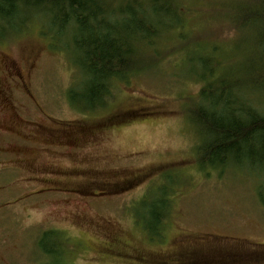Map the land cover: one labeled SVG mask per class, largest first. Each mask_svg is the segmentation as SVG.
<instances>
[{"label": "rangeland", "instance_id": "374dc122", "mask_svg": "<svg viewBox=\"0 0 264 264\" xmlns=\"http://www.w3.org/2000/svg\"><path fill=\"white\" fill-rule=\"evenodd\" d=\"M172 2L183 23L145 46L147 69L95 110L69 100L83 75L49 17L0 38V264L51 261L47 231L59 234L48 247L63 264H264L262 174L203 162L194 116L204 85L219 91L224 70L240 73L236 2ZM206 59L218 66L202 79ZM163 198L169 210L152 235Z\"/></svg>", "mask_w": 264, "mask_h": 264}, {"label": "trees", "instance_id": "16d2710c", "mask_svg": "<svg viewBox=\"0 0 264 264\" xmlns=\"http://www.w3.org/2000/svg\"><path fill=\"white\" fill-rule=\"evenodd\" d=\"M235 2L229 17L241 35L236 44L241 70L237 74L224 70L219 91L204 85L199 93L203 102L194 116L207 138L201 160L211 166L255 169L264 183V108L255 103L264 98V0ZM182 13L172 0H0V38L21 31L31 19L49 17L59 34L70 36L83 75L81 86L69 91V100L78 108L95 110L107 104L116 82H128L147 69L144 47L159 41L155 38L164 28L182 24ZM203 62L205 79L218 65ZM258 195L264 206L263 186ZM169 206L166 198L153 204L148 224L152 235L161 234ZM57 235L47 231L41 237L42 252L52 254L46 264H63L62 257L57 258L61 251L48 247L51 238L59 245Z\"/></svg>", "mask_w": 264, "mask_h": 264}, {"label": "flooded vegetation", "instance_id": "af4514ba", "mask_svg": "<svg viewBox=\"0 0 264 264\" xmlns=\"http://www.w3.org/2000/svg\"><path fill=\"white\" fill-rule=\"evenodd\" d=\"M7 61H8L7 70L9 72L10 76H12V77H14V76L17 77L18 76L20 78L21 82H24V78H23L22 75H20L18 73L17 66L15 65V63L13 61H9V60H7ZM7 101H8V99H7ZM14 124H16V122L12 121V126L5 128L6 132H11V131L15 132ZM10 166H12V165H10Z\"/></svg>", "mask_w": 264, "mask_h": 264}]
</instances>
